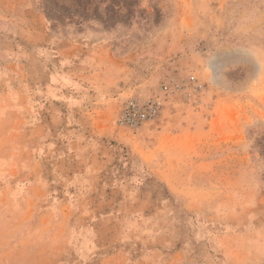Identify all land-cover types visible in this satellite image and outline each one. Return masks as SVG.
<instances>
[{"label":"rangeland","instance_id":"rangeland-1","mask_svg":"<svg viewBox=\"0 0 264 264\" xmlns=\"http://www.w3.org/2000/svg\"><path fill=\"white\" fill-rule=\"evenodd\" d=\"M0 264H264V0H0Z\"/></svg>","mask_w":264,"mask_h":264},{"label":"built area","instance_id":"built-area-1","mask_svg":"<svg viewBox=\"0 0 264 264\" xmlns=\"http://www.w3.org/2000/svg\"><path fill=\"white\" fill-rule=\"evenodd\" d=\"M168 88L165 87L164 91ZM161 109V102L157 99H149L139 102L136 99H129L120 110V124L130 128H137L143 123L156 118Z\"/></svg>","mask_w":264,"mask_h":264},{"label":"trees","instance_id":"trees-1","mask_svg":"<svg viewBox=\"0 0 264 264\" xmlns=\"http://www.w3.org/2000/svg\"><path fill=\"white\" fill-rule=\"evenodd\" d=\"M73 1H75V0H73ZM45 9H44V12H45V15H46V17H47V19L49 20V21H51V22H54L55 20H59V16H52L53 14H52V12L51 11H49L46 7H44Z\"/></svg>","mask_w":264,"mask_h":264}]
</instances>
